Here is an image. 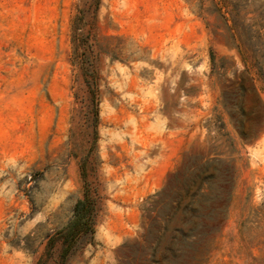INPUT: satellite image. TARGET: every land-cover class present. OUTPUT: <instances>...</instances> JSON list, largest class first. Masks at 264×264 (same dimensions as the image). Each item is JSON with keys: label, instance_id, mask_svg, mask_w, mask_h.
<instances>
[{"label": "rangeland", "instance_id": "obj_1", "mask_svg": "<svg viewBox=\"0 0 264 264\" xmlns=\"http://www.w3.org/2000/svg\"><path fill=\"white\" fill-rule=\"evenodd\" d=\"M0 264H264V0H0Z\"/></svg>", "mask_w": 264, "mask_h": 264}, {"label": "trees", "instance_id": "obj_2", "mask_svg": "<svg viewBox=\"0 0 264 264\" xmlns=\"http://www.w3.org/2000/svg\"><path fill=\"white\" fill-rule=\"evenodd\" d=\"M83 205V202L82 201H78L75 205V211H74V216H73V219L69 222L68 226H67V234H70L73 233V234H77L78 232L77 231H74V228L78 225L76 224L78 222V219L80 218V209ZM73 234H71L73 236ZM66 252V250H65Z\"/></svg>", "mask_w": 264, "mask_h": 264}]
</instances>
